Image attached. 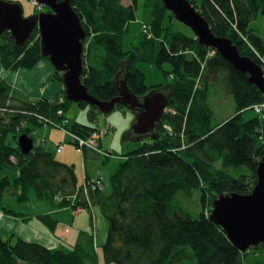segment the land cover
<instances>
[{
  "label": "trees",
  "instance_id": "1",
  "mask_svg": "<svg viewBox=\"0 0 264 264\" xmlns=\"http://www.w3.org/2000/svg\"><path fill=\"white\" fill-rule=\"evenodd\" d=\"M139 2L130 0L126 6L123 0H71L86 31L81 80L89 94L100 101L117 98L115 78L123 64L127 86L135 95L143 97L165 87L172 93L159 137L143 139L142 147L126 155L112 150L104 155L105 161H113L105 162L111 172L108 186L99 178V183L89 180L87 187H79L75 166L56 158L57 144L35 145L27 155L18 144L23 134L34 140L36 127H57L84 139L99 130L71 125L67 119L65 109L71 101L65 95L62 73L54 71L63 86L62 95L38 102L20 97L0 77V220L4 216L23 222L38 218L54 233L58 221L49 214L34 216L27 211L34 198L52 207H71L73 212L87 209L92 220L97 207L108 225L103 243L98 242L92 225L91 232L81 230L76 244L66 250L15 235H11L14 240L5 239L0 232V264H102L99 244L105 264H246L245 252L233 245L210 215L221 195H247L257 183V168L264 157V119L260 117L264 112L254 113L253 107L264 105V87L251 84L249 73L202 45L192 31H181L161 0H152V21L142 24L139 46L125 52L123 39L137 18ZM189 2L216 36L230 39L242 56L264 71V29L251 27L264 17V0ZM43 60L49 58L42 55L38 27L21 47L10 31L0 35V62L5 70H32ZM141 62L157 66L166 82L148 87L138 68ZM218 86L233 97L235 112L213 126L209 97L211 91L219 93ZM91 108L96 120L93 110L99 109ZM106 130L108 134L110 128ZM242 167L249 174L235 176ZM194 191H200V202L192 199ZM200 203L202 210L195 218Z\"/></svg>",
  "mask_w": 264,
  "mask_h": 264
},
{
  "label": "water",
  "instance_id": "2",
  "mask_svg": "<svg viewBox=\"0 0 264 264\" xmlns=\"http://www.w3.org/2000/svg\"><path fill=\"white\" fill-rule=\"evenodd\" d=\"M176 20L191 29L202 45L218 51L234 68L249 73V82L264 87V73L257 63L240 54L230 39L216 36L209 23L193 7L189 0H161ZM49 8L25 17L20 3L0 0V35L10 31L17 46H23L32 36L36 27L40 35L42 55L49 58L54 70L62 73L66 98L73 103L96 106L104 114L112 113L122 104L135 113L131 130L127 134H137L134 139L159 137V128L164 123V115L171 92L169 87L155 89L143 97H138L126 83L127 68L115 78L119 96L111 101H100L89 94L82 83L84 72L83 55L86 31L71 0H37ZM24 154H29L35 146L27 134L18 139ZM258 180L250 194L231 193L221 195L214 201L210 220L221 226L229 240L242 252H248L264 244V157L257 168Z\"/></svg>",
  "mask_w": 264,
  "mask_h": 264
},
{
  "label": "crops",
  "instance_id": "3",
  "mask_svg": "<svg viewBox=\"0 0 264 264\" xmlns=\"http://www.w3.org/2000/svg\"><path fill=\"white\" fill-rule=\"evenodd\" d=\"M129 4V1H127L125 5L128 6ZM54 71L53 65L51 66L48 62H46V60L41 61L32 70L20 69L18 71L5 70L1 66L0 62V77L7 81L20 97L28 101L30 100V102H38L42 98L51 100L59 94L62 95L63 86L55 78ZM6 74L9 75L8 78L6 77ZM168 111L169 109H166V112ZM125 118L128 121H134V119H132V117L129 118L127 114H125ZM105 123L106 128L108 127L110 130L114 129L113 126H111L112 122H110L109 119H105ZM162 125H165V123ZM166 126V128H168V124H166ZM117 129L118 126H116L115 130L112 131L113 137L110 139L117 138ZM160 131L161 127L159 128V132ZM73 135L74 134L65 132L64 130L57 127H52L47 131L48 141L45 142V145L53 146L54 144L64 143V150L61 153L56 151V158L63 163L75 166L79 187L86 186V183H88L87 181L89 180L96 181L99 178L105 185L108 186L111 172L110 169L105 167V162L108 164L111 162V160L105 161V157L98 153L97 150L84 149L82 151V149L77 148L74 143ZM107 135H109V133ZM107 135H105V137ZM128 135L129 134H126L125 141L129 140ZM150 135L152 134H149V137ZM142 140L143 139H133L132 141L140 142ZM99 145V148L107 151L112 150L114 152L116 151L114 149L118 147V144H115L112 141L106 142V138L103 139V141L100 139ZM120 147L122 148V146ZM74 155H76L77 158H72ZM38 204H40L38 207L32 204L31 208L27 209V211H29L34 216L39 214H49L53 219L58 221V225H73V231L75 232L81 230L88 231L87 225H94L95 223L97 224V230L99 231V235L97 237L98 242L103 243L105 241L108 227L106 226L105 219L101 215L99 208L95 207L93 209L94 219L92 220V214L87 209L86 210L89 212L88 214H85L86 210H84L82 213L74 214L71 207H52L50 204L45 202H40ZM43 225L44 224L38 218L31 219L28 222H23L21 219L13 218L11 216H4L3 219L0 220V232L5 239L6 237H11V233L13 231H17V233L20 235V238L28 242L40 243L51 249H63V245H65V237L61 238L58 235H55ZM75 225H77V227H75ZM75 232H73V235ZM71 237L72 236H70L69 239H71ZM66 244L70 245V247L75 245L68 242ZM100 258L102 264H105L101 255Z\"/></svg>",
  "mask_w": 264,
  "mask_h": 264
},
{
  "label": "rangeland",
  "instance_id": "4",
  "mask_svg": "<svg viewBox=\"0 0 264 264\" xmlns=\"http://www.w3.org/2000/svg\"><path fill=\"white\" fill-rule=\"evenodd\" d=\"M7 1L20 3L23 7L24 15L26 17L36 14V6L30 0H7ZM127 1H129L130 3V0H124L123 1L124 4H126ZM47 11H49V8L45 6L43 12H47ZM151 21H152V0L151 1L140 0L138 11H137V18L135 21H132L129 24L128 32L126 33L123 39V50L125 52L131 51L133 50L134 47L139 46L143 38L142 24L144 23L149 24ZM176 24L179 26V29L181 31L187 34H191L190 28L178 22L177 20H176ZM259 25L262 26L264 29V17L262 16H260L257 21L253 22L251 27L258 28L257 26ZM46 62H48L52 66L50 60H47ZM138 68L145 74L146 84L148 87L157 88V86H160L166 82V78L164 77L163 73L157 66L151 65L145 62H141L138 64ZM167 68L168 67L166 66L165 69ZM6 77L8 78L9 75L6 74ZM209 103L214 111V116L212 118L213 126L222 124L226 119L231 117L235 112L234 99L231 95L227 94V92L224 89V86L219 87V93L216 95L213 94V92L211 91V94L209 97ZM260 110L264 111V105L253 107L254 113ZM93 111L96 113V120L92 119L91 117L92 108L91 106L87 104L80 105V104L71 102L68 104L67 108L65 109V114L67 115V119L69 120L71 125L77 124L79 127L82 124V126H87L91 128H97V127L102 128V129L97 130V135L95 134V137L90 141L91 143L90 149L97 150L98 153H100L103 156L108 154L109 151L99 148L100 146L99 140L102 139L103 141V139L105 138H106V142L112 141L115 144H118V147L114 149L116 150L115 152H117L118 155L120 154L125 155V154L130 153L131 151L137 150L140 147H142L144 141H140V142L132 141L134 138L137 137L136 136L137 134L130 133L128 135L129 140L125 141L126 134L127 132L131 130L132 121H133V120L128 121L125 118V114H127L129 118L132 117V119H134L135 114L133 111L122 109L119 106L116 107L114 112L107 114V115H104L100 111L98 112L97 110H93ZM260 117L263 118V116H260ZM105 119H109L110 122H112L111 126H113L114 128L113 130H110L109 135H107V130L105 127L106 126ZM116 126H118L117 138L110 139L113 137L112 131L115 130ZM51 128L52 126L51 127H41V128L36 127L34 129L33 136H34L36 146L45 147L44 142L48 141L47 131ZM105 135L107 136L105 137ZM120 146H122V148ZM64 147L65 145L63 146V149L59 153H61L64 150ZM72 158H77V156L74 155L72 156ZM111 162L113 163V161ZM240 174L248 175L249 170L246 167H242L241 170H239L238 175L236 174L234 175L238 177ZM96 181H100V180L97 179ZM86 186H88V184H86ZM31 196H34V194H32ZM181 199H185V198H181ZM192 199H194L195 202L199 199V202H200V191H194V196ZM189 201H192V200H189ZM38 203L40 202L36 201L34 198L32 199V204L38 207L40 205ZM193 205H195V203H193ZM208 209H210L209 206L207 208V211ZM84 210L85 209H77L74 211V214L82 213ZM201 210H202V206L200 203L199 208L195 210L193 217L196 218L201 213ZM88 213L89 212L86 210L85 214H88ZM94 225H95L94 230H97V224L94 223ZM106 226L108 227L107 223H106ZM75 227H77V225H75ZM87 227H88L87 229L88 232H91V230L93 229V226L87 225ZM73 230H74L73 225H59L57 226L54 232L55 235H58L61 238L65 237V241H64L65 245H63V249L65 250L71 248L70 245L66 244L67 242L70 244H76L77 242L80 231L75 232ZM73 232H75L74 235H73ZM97 232L99 235L98 230ZM66 234H67V239H66ZM11 235H15V237L20 238V235L17 233V231H13ZM70 236H72L71 239H69ZM10 239H13V237H10ZM101 246L102 245L100 244L98 245V250H99L101 257H103ZM243 260L246 262V264H254L256 262L257 264H264V245L259 246L258 249H250L248 252H246L243 255ZM21 264H26V263L21 262Z\"/></svg>",
  "mask_w": 264,
  "mask_h": 264
},
{
  "label": "built area",
  "instance_id": "5",
  "mask_svg": "<svg viewBox=\"0 0 264 264\" xmlns=\"http://www.w3.org/2000/svg\"><path fill=\"white\" fill-rule=\"evenodd\" d=\"M30 1L37 7L36 8L37 11H41L42 12L44 5L39 4L37 2V0H30ZM61 101H63V100H61ZM263 112L264 111H261V110L257 111V113H259V114H263ZM262 116L264 118V115H262ZM95 134L97 135V133H95ZM95 134L92 135L90 138H86V139L80 138V137H76V138H74V140H75L74 143L80 149H86V150L90 149V147H91L90 141L95 137ZM57 146H58L57 152H60L63 149L64 144L61 145V144L58 143ZM96 182L99 183L100 181H96Z\"/></svg>",
  "mask_w": 264,
  "mask_h": 264
},
{
  "label": "flooded vegetation",
  "instance_id": "6",
  "mask_svg": "<svg viewBox=\"0 0 264 264\" xmlns=\"http://www.w3.org/2000/svg\"><path fill=\"white\" fill-rule=\"evenodd\" d=\"M43 10H44V8H43ZM43 10H42V12H43ZM41 11H39L38 13H40ZM48 12V11H47ZM26 17V16H25ZM29 17V16H28ZM129 110V109H128ZM131 111V110H130ZM135 114V113H134Z\"/></svg>",
  "mask_w": 264,
  "mask_h": 264
},
{
  "label": "clouds",
  "instance_id": "7",
  "mask_svg": "<svg viewBox=\"0 0 264 264\" xmlns=\"http://www.w3.org/2000/svg\"><path fill=\"white\" fill-rule=\"evenodd\" d=\"M262 245H264V244H262ZM261 246V245H260ZM258 247V246H257ZM256 248V247H255ZM251 249H254V248H251ZM246 253V252H245Z\"/></svg>",
  "mask_w": 264,
  "mask_h": 264
}]
</instances>
